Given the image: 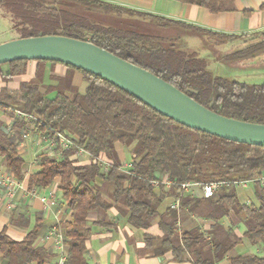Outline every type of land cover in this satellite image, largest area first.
<instances>
[{"label": "trees", "instance_id": "1", "mask_svg": "<svg viewBox=\"0 0 264 264\" xmlns=\"http://www.w3.org/2000/svg\"><path fill=\"white\" fill-rule=\"evenodd\" d=\"M181 1L214 14L227 11L233 2ZM0 8L10 18L18 39L45 35L92 43L165 80L208 110L264 125V84L219 76L201 55L212 49L209 41L222 45L229 40L245 41L252 37L254 41L250 44L225 54L221 60L256 61L264 55V32L247 37L218 34L102 0H0ZM139 20L149 29L123 27ZM185 33H193L205 39V43L198 48L181 47L179 42ZM27 62L6 64L11 67L6 80L24 74ZM62 65L67 67V74L55 78L57 85L46 88L45 94L36 80L21 83L18 90H1L0 113L10 122L0 119V158L4 159L8 172L23 183L27 161L20 152L21 140L35 133L54 143L55 155L43 151L35 156L37 169L28 176V188L44 191L59 180V204L70 212V220L61 224L66 248L64 264H89L86 254L92 227L111 230L123 221L143 231L146 250L160 258L171 253L181 263L187 260L191 264H221L227 260L229 264H264V254L228 257L241 244L258 247L264 253L263 146L240 144L187 128L111 82ZM76 73L86 85L84 91L74 84ZM50 93L54 96L49 97ZM18 111L33 118L18 117ZM57 133L68 137L73 147L64 149ZM117 145L130 154L131 166L126 172L121 170L123 162L117 154ZM78 148L88 153V162L76 158ZM96 157L105 158L110 167L105 170L94 162ZM162 176L175 183L172 190L154 185ZM226 180L250 182V195L242 200L238 189L227 187L209 199L193 192H179L182 183ZM104 185L111 187L109 193L103 191ZM167 195L174 200L182 195L180 210L187 209L191 214L201 211L204 218L214 221L209 237L198 224L186 231L171 206L165 215H159L155 203ZM113 208L119 210L118 216L109 219L108 212ZM16 211L11 224L30 230L21 241L11 239L6 229L1 230V258L7 264H47L53 254L37 244L44 219L36 217L31 227V220ZM93 213L104 217L90 224ZM154 219H159L164 233L159 248L154 247L158 238L145 232ZM224 219L231 226L226 239H221L217 230L223 227L220 223ZM178 220L180 234L176 228ZM239 224L246 228L241 235L235 231Z\"/></svg>", "mask_w": 264, "mask_h": 264}, {"label": "crops", "instance_id": "2", "mask_svg": "<svg viewBox=\"0 0 264 264\" xmlns=\"http://www.w3.org/2000/svg\"><path fill=\"white\" fill-rule=\"evenodd\" d=\"M114 5L126 7L132 10L168 18L179 22H183L192 26H196L205 30L212 31L214 33L225 34L229 36H252L253 34H259L264 32V0H233L229 5L228 10L221 13H211L208 9L199 7L196 5L182 3L181 0H102ZM241 40V39H235ZM243 41V40H241ZM211 46H218L215 41H209ZM230 42V41H229ZM227 42V43H229ZM226 43V44H227ZM220 45V44H219ZM225 45V44H222ZM243 48L239 47L236 50ZM235 51V50H234ZM233 52V51H232ZM11 67L8 65L0 66V92L3 88L9 90H18L23 82L38 81L41 84V92L46 93L49 86H56L57 81L55 78L64 77L67 74V67L62 64H55L52 62H38L32 60L27 62L26 71L24 74L14 76L6 80L5 76L9 74ZM80 76V83L75 84L77 86L84 85L82 82L81 75L76 73L75 78ZM74 78V80H75ZM77 79V78H76ZM6 81V85L2 86V82ZM79 87V88H80ZM54 93H50L49 97H53ZM2 120V118H1ZM24 146L23 143H21ZM122 146L117 145V153ZM119 156V154H118ZM24 157V156H23ZM119 159L122 161L121 157ZM88 162V161H86ZM123 162V161H122ZM128 163V162H127ZM123 162V164H127ZM29 165V171H25V180L23 184V190H17L16 198L14 200L13 208H9L6 205V197L0 195V231L3 229L7 230V234L11 239L21 241L24 239L30 228L17 227L11 224V218L16 213L24 214L25 217L31 220V227L35 222L36 217L42 216L44 219V228L41 236L39 237L37 244L46 247L53 257L47 264L58 263V258L61 253L60 245L57 244V237H63L64 244V228L61 224L70 220V212L66 206H61L58 200V189L57 184L51 188L39 191L37 190V196H33L28 188V176L34 172L37 167ZM28 167V163L27 166ZM105 187H108L105 185ZM107 189V188H106ZM110 189V188H108ZM195 195L199 196L200 192L196 191ZM248 194L245 192L241 196L245 197ZM109 196V195H108ZM41 198H46L47 201L43 203ZM174 203V199L167 195L160 203H155V207L158 210L159 215H165L167 209ZM119 210L113 208L108 212L109 219L118 216ZM179 219L182 220L183 228L187 231L194 226H189L190 222L197 220L208 225V228L214 227L215 222L204 218L198 214H191L187 209L180 210L178 213ZM198 215V216H197ZM104 215L93 213L90 215V224L92 221L102 218ZM181 217V218H180ZM229 221L224 219L221 221V225L224 227L228 225ZM93 228V234L90 240L87 242L88 252L86 258L89 264H120V254L128 252L125 248V239H135L134 244L130 243V250H134V258L127 259L126 263L130 264L132 259H135L138 264H191L189 261L178 262L173 258L171 253H167L164 257L154 256L148 252L145 248V242L143 241V231L137 230L125 221L121 222L116 228L111 230H105V228ZM155 237L158 240L155 243L156 248L161 246V240L164 238L161 227H159V219L152 221L151 227L145 231ZM51 233L54 234L50 239H46ZM113 233H115V239H113ZM59 238V237H58ZM62 243V242H61ZM57 244V245H56ZM229 264V261L226 262ZM0 264H7L0 256ZM222 264V262H221Z\"/></svg>", "mask_w": 264, "mask_h": 264}, {"label": "water", "instance_id": "3", "mask_svg": "<svg viewBox=\"0 0 264 264\" xmlns=\"http://www.w3.org/2000/svg\"><path fill=\"white\" fill-rule=\"evenodd\" d=\"M32 60L57 62L101 77L155 112L192 130L264 147V125L227 118L208 110L165 80L92 43L44 35L0 44V65Z\"/></svg>", "mask_w": 264, "mask_h": 264}, {"label": "rangeland", "instance_id": "4", "mask_svg": "<svg viewBox=\"0 0 264 264\" xmlns=\"http://www.w3.org/2000/svg\"><path fill=\"white\" fill-rule=\"evenodd\" d=\"M140 21V20H139ZM135 21V22H128L125 23V25H123V27L125 28H133L135 30L138 31H145L147 28L143 23H141V21ZM173 30V29H171ZM175 33V32H174ZM18 34L15 33V31H13L12 26H11V20L9 17H5L3 10L0 8V44L2 43H6L9 41H12L14 39H17ZM182 38L180 40V46L181 47H185V48H198L200 45H202L203 43H205V39L197 37L196 35H194L193 33L191 34H182L181 35ZM230 41V42H229ZM227 44L225 45H219L214 47L212 46V49H210V51H203L201 52V55L205 58L208 59L209 64H210V69H212L214 71L215 74L219 75V76H225V77H231L234 80H238L241 82H246L249 84H264V55L263 57H261L260 59L256 60V61H250L248 63H240V62H228V61H222V56H224L225 54H228L230 52H234V50L238 49L239 47L243 46L245 47L246 45L250 44L252 41V37L247 38V40H229ZM211 46V45H210ZM211 48V47H210ZM77 78V79H76ZM74 80V84H79L80 83V76L77 75V77ZM2 86L6 85V81L2 82ZM86 86V85H85ZM84 85H81V91H84L85 89ZM2 118V120H5L7 122H10L7 117L3 116L0 113V119ZM69 137H72V134L69 133ZM21 143L24 144V146L21 145ZM54 146H49L48 143L44 142L41 140V137L35 133H31L28 134L23 140H21L20 142V152L21 155L24 156L25 160L28 163V167H26L25 171H29V165L34 167L33 165L35 164V156H37L38 154H40V152L43 151H48V153H52L53 155H55L56 151H55ZM119 156L121 157L123 162H130V154L128 152L127 149H125L124 147H121L118 151ZM78 160L82 163L89 161L87 156H84L82 158H78ZM0 161L2 162V165L5 167V162L4 159L0 158ZM264 184V181H263ZM108 188L111 187H105V185L103 186V191L105 193H109L110 189L107 190ZM252 190L251 186H248L245 189H238L240 196L242 193H246L248 195H250ZM58 198L60 197L59 194H57ZM241 199L244 200V196H241ZM200 216H203V212H197L195 213ZM197 215V216H198ZM204 221V220H203ZM200 222L201 225V229L202 232H205L206 235L209 237L208 232L211 230V227L208 228V225L204 224V222ZM199 222L197 220L190 222L189 226H194L197 225ZM228 225L222 227L221 229L217 230V234L219 235V237H221V239H226V231L229 230L230 228V223H227ZM244 229H246L243 225H237L235 226V231L241 235L243 233V231H245ZM106 230V229H105ZM113 235V239L112 241L115 239V233L112 234ZM135 239H125L126 241V246L125 248L128 249V252L120 254L121 260H120V264H127L126 261L129 258H134L135 254H134V250H130L131 248H129L130 243L134 244ZM63 251L66 252V248L65 246L63 247ZM264 254L262 249L258 248V247H253L250 246L248 244L242 245L237 247L234 251H232L228 257H235L237 255H242V254ZM60 256L57 259L59 262ZM135 259H132L130 264H138L136 261H134ZM227 260L222 261V264H227L226 263Z\"/></svg>", "mask_w": 264, "mask_h": 264}, {"label": "built area", "instance_id": "5", "mask_svg": "<svg viewBox=\"0 0 264 264\" xmlns=\"http://www.w3.org/2000/svg\"><path fill=\"white\" fill-rule=\"evenodd\" d=\"M17 116L21 117L23 119H32L33 116H30L28 114H24L20 111L17 112ZM58 140L61 144V146L64 149H70L73 147V142L66 136H64L62 133H57ZM41 140L48 143V145L54 146V143L49 141L46 137H41ZM84 156L88 157V153L83 150L82 148H78L76 151V158H82ZM94 162H98L105 170H107L110 167V163L103 157H96L94 159ZM131 164H123L122 171L126 172L130 168ZM154 185L156 187L162 186L165 191L172 190L173 186L175 185L172 180H170L167 176L159 177L158 180L154 182ZM250 185V182L248 181H241V180H233V181H219V182H211V183H204V184H195V183H182L179 184L181 194L183 192H193L196 191L200 192V195L205 198H213L217 192L222 189L223 187L227 188H236V189H245ZM23 190V184L19 181H17L11 173L8 172V170L2 165V162L0 161V195H4L6 197V205L9 208H13L14 200L16 198L17 190ZM30 193L33 196H37V190L33 189L30 191ZM181 196L177 197L174 200V203L172 204V208L176 210L178 213L180 212V200ZM41 201L45 203L47 201L46 198H41ZM177 232H181V222L180 220L177 221L176 224ZM52 236H54L53 233H51L46 239H50ZM57 237V244L60 245L61 253H60V259L59 262L56 264H64L65 262V252L63 251V237L62 236H56ZM59 237V238H58ZM62 242V243H61ZM56 244V245H57Z\"/></svg>", "mask_w": 264, "mask_h": 264}]
</instances>
